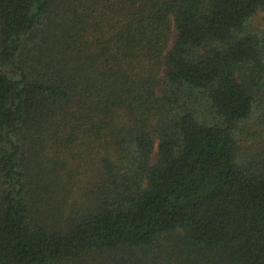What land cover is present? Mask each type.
I'll return each mask as SVG.
<instances>
[{
  "label": "trees",
  "instance_id": "obj_1",
  "mask_svg": "<svg viewBox=\"0 0 264 264\" xmlns=\"http://www.w3.org/2000/svg\"><path fill=\"white\" fill-rule=\"evenodd\" d=\"M0 264H264V0H0Z\"/></svg>",
  "mask_w": 264,
  "mask_h": 264
}]
</instances>
